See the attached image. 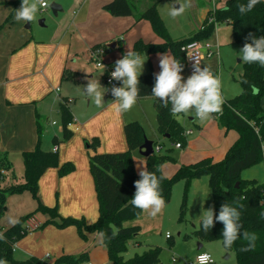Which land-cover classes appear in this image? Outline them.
Masks as SVG:
<instances>
[{"label": "crops", "instance_id": "1", "mask_svg": "<svg viewBox=\"0 0 264 264\" xmlns=\"http://www.w3.org/2000/svg\"><path fill=\"white\" fill-rule=\"evenodd\" d=\"M110 1L112 0L81 1L78 10L73 12L72 22L59 23L55 29L44 33V31L33 29L30 22H16L15 10L20 8L22 0H0V153L9 164V168L4 169L2 186L7 187L17 182L19 178L14 167H19L23 162L24 152L34 151L37 147L38 116L43 119V130L44 123L50 124L51 119H54L53 116H57V121L52 120L51 122L52 125L56 122L54 126L58 125V129L52 136V142L47 136H42L41 148L52 151L57 147L60 165L71 162L75 165V170L65 176H60L59 167L48 168L39 181V197L43 204L49 207L57 206L60 216L84 218L88 224L93 223L99 217V203L94 179L90 172V154L127 151L129 147L125 125L130 122H139L146 134L145 125L149 124L152 130L150 134L153 137L160 134L154 96L138 97L130 111L117 114L108 105L109 101L114 100L110 90L104 94L102 102L105 105L102 108L96 107L80 90V87L86 86L88 80L93 78H98L102 87L109 89L105 82L106 70L92 71L88 60L95 45L104 43V41L118 40L116 35L126 26H129L126 33L130 34L131 29H135L136 33L132 34L128 46H121L124 54L128 50L133 51L135 43L140 40L147 44L164 42L154 32L149 21H136L133 16L134 22L128 24L127 21L130 19L120 18L127 16L114 17L108 13L104 7ZM153 1L155 0H136L139 5L142 4V10ZM164 1L166 0H157V6L159 7ZM171 1L177 2V0ZM196 1V6H199V1ZM210 1L212 6L205 18H200L197 28L191 27L180 31L175 36L166 25L172 39L186 38L202 27L213 8L214 0ZM226 1L215 0L218 9L223 8ZM148 22L152 31H149L147 27ZM225 31L227 37V30ZM230 38L231 36H228V39ZM223 40L222 29H217L211 41L221 45ZM112 44L117 47L119 42H112L110 47ZM164 53L173 56L170 51L143 55L148 56V59L144 64L142 75L158 73L160 71L158 54ZM113 62L112 60L111 64L114 67ZM204 66L210 67L213 74L219 77L223 66L222 58L219 54H215L204 60ZM181 75L185 80L191 75L187 66ZM119 85L122 86V83L119 82ZM81 97L85 101L88 99L87 106H79ZM64 100L68 102L74 122L69 126L73 133L72 136L62 142L63 128L60 124L59 104ZM262 106L264 108V99ZM190 120L192 124L187 123L185 117L178 119L181 125L192 133L188 135L186 148L174 156L176 162H167L163 165V173L167 177L173 176L181 165L195 163L207 157L215 162L222 160L239 137L236 131H227L222 128L214 118L204 123L195 122L194 118ZM55 137L60 140L59 144H54ZM96 137L100 140V144L93 149L90 143ZM163 138L167 137L163 136ZM150 139L153 138L150 137ZM163 143L164 141L159 142L162 151L165 147ZM137 152L139 153V150ZM137 152L134 151V166L138 173L144 166L147 169V161L146 157L141 156L140 153L136 154ZM23 178L21 180L24 182ZM37 207L38 202L30 192L8 196L6 211L0 222L2 231L9 228V225L5 223L9 214L19 220L34 212ZM45 215L35 214L34 216L41 223L40 228L28 233L15 243L14 257L16 259L26 260L35 256L50 262L54 261L53 256L57 259L65 254L79 255L85 252L88 253V262L91 264H95L96 260L107 262L106 247L105 251L102 247L92 246V242L97 240V234H89L88 240H84L74 225L61 229L52 224L42 227L49 219V216ZM209 243L213 244V242ZM201 244V250L194 252L191 261H187V264H190L201 251L211 254L212 251L220 250L222 253L227 251L219 248L222 245L212 246L210 244L208 248H204L208 243ZM173 260L176 262L175 257Z\"/></svg>", "mask_w": 264, "mask_h": 264}, {"label": "trees", "instance_id": "2", "mask_svg": "<svg viewBox=\"0 0 264 264\" xmlns=\"http://www.w3.org/2000/svg\"><path fill=\"white\" fill-rule=\"evenodd\" d=\"M248 0H227L223 8L210 10L202 27L190 36L174 40L158 10L157 0L147 8L141 9L136 0H112L105 5V10L112 16H134L136 21L147 20L154 32L164 40L161 44H147L142 40L137 41L133 51L141 55H150L159 52L170 51L174 58L180 61L186 69V54L183 46L194 40H205L212 37L216 26L227 23L232 28L234 42L242 47L244 43H250L246 39L249 33L256 37L264 36V0H260L254 9L246 15L238 11V4H246ZM214 17L213 22L209 19ZM240 83L242 91L235 98L225 100L222 113L213 114L218 124L227 131H236L239 135L237 141L229 148L224 158L215 162L207 157L195 163L181 165L177 172L167 177L163 173V165L167 162H176L171 153V148L166 153L155 151L159 142H154V154L146 157L147 170L154 172L158 177L164 178L160 183L161 195L166 202L170 201L172 190L176 182L183 179L188 183L191 179L202 175L209 177V186L212 192L215 215L219 214L222 204L232 206L243 205L238 210L241 213V232L256 233L258 239L255 249L241 251L247 242L238 239L227 251L234 252L237 258L236 264H264V183L256 180L242 178V172L264 159V66L259 63H244ZM140 94L138 97L153 96L152 88L155 83L154 73L140 76ZM155 109L157 114L158 131L170 142L186 147L187 136L185 128L177 118L171 114V104L167 107L155 97ZM60 124L63 127L61 141H66L72 136L69 124L74 118L67 100L60 102ZM43 119L38 116V145L34 151L23 153L24 182L2 186L4 169L9 164L0 153V222L6 211L8 196L30 192L38 202L37 209L21 218L19 222L0 233L4 239H0V261L9 264H86L88 253L79 255L65 254L55 260L54 263L38 257H30L26 260H18L14 257L15 243L28 235L26 229L27 220L35 214H46L49 219L42 227L55 222L60 228L76 226L82 239L88 240L89 234L104 233L103 245L107 249L110 264H160L161 247H150L141 254H135L126 259L124 254L128 251L129 242L140 234L139 226H126L124 223L142 214L135 208L130 200L135 193L134 181L140 179L134 166L133 152L139 150L145 141V129L139 122H130L125 125V135L128 142V150L119 153L94 152L90 154V172L94 179L97 199L99 203V217L91 224L84 218L62 217L58 213V207H49L43 204L39 197V181L48 168L59 167V175L65 176L75 170V165L66 162L59 163L57 151H46L41 148L43 136ZM54 144H59L58 138L53 139ZM100 140L96 137L90 143L91 148L99 146ZM238 202V204H237ZM186 211V196L183 200L181 217ZM223 224L215 222L214 227L205 232L202 227L195 231V236L201 243L221 241ZM115 234V235H114Z\"/></svg>", "mask_w": 264, "mask_h": 264}, {"label": "rangeland", "instance_id": "3", "mask_svg": "<svg viewBox=\"0 0 264 264\" xmlns=\"http://www.w3.org/2000/svg\"><path fill=\"white\" fill-rule=\"evenodd\" d=\"M84 0H49V4L56 3L62 7V11L58 13V15H54L52 9L48 7L47 9H41L37 13V20L34 22H30L33 25V29L44 31L47 33L48 31H52L59 23L67 24L72 22L75 10H78L80 2ZM199 6H196V0H190L191 7L187 8L186 11L176 18H172L167 14L168 8L165 5H170L173 3L171 0H166L159 5V13L161 17L164 19L166 25L169 26L170 30L176 36L180 33V31L188 30L189 28H197L200 18H205L207 15V11L211 8L212 3L210 0H198ZM183 2V0H181ZM175 3V2H174ZM142 7V4L139 5ZM117 17V16H114ZM128 17V16H127ZM120 17L121 19H130L127 23L132 24L134 22V17L131 18ZM44 19V25L40 24V20ZM167 26V27H168ZM148 29L151 30V26L148 22ZM129 26H126L123 30L119 31L116 35L118 36V40L108 41L101 43L99 45H95L94 48H102L105 51L103 59L106 64H111L112 60L115 61L123 57L124 52H122V47H126L130 44V38L132 34L136 33L135 29H131L130 34L126 33ZM32 29V27H31ZM217 29H222L223 33V42L219 48H217V52L222 58L223 66L221 73L219 74V78L221 80V93L224 100H230L239 95L242 91V86L240 83L241 74L243 73V64L242 59L238 56L242 46L234 42L232 28L228 26L227 23H222L217 25L215 31ZM108 30V29H105ZM227 30V37L225 35ZM214 31V33H215ZM230 31V34H228ZM153 34V32H152ZM154 35V34H153ZM228 36H231V40L228 39ZM211 39V38H210ZM112 42H119L117 47H110ZM121 48V49H120ZM93 49V48H92ZM89 58V56H88ZM88 64L91 66V70L96 72H102L104 67H97L94 62L92 56L88 60ZM112 65V64H111ZM105 66V65H104ZM106 67V66H105ZM108 87V86H107ZM88 105V99L85 101L83 97H81V101L79 102V106L85 107ZM185 117L187 123L192 124L190 118H194L193 116H180V119ZM54 119H51L50 124L44 123L43 137L47 136V138L52 142V136L56 129H58V125L54 126L51 124L52 120L57 121V116H53ZM214 118V117H213ZM215 119V118H214ZM195 122H198L196 119ZM147 134L145 133V138L151 140L153 142H163L165 147L163 149V153H166L168 150H171L173 156H177L178 152L185 149L186 147L176 148L175 144L170 142L168 138H163L162 135L153 137L150 125H145ZM185 131H187L185 129ZM152 137L153 139H150ZM188 140V136H187ZM136 150L135 152H137ZM140 153V151H139ZM137 152L136 154L139 155ZM141 155V153H140ZM134 156V152H133ZM142 156V155H141ZM15 173H17L18 178L17 183L23 182L21 180L24 175V165L21 162L20 166L14 167ZM242 178L247 180H256L259 183H264V159L258 164L245 169L242 172ZM24 180V178H23ZM12 185V184H11ZM186 196V211L183 219L181 217V209L183 200ZM165 208L163 209L161 214H158L156 217H150L146 213L142 212V214L134 219L126 221L124 224L126 226H139L140 234L136 239L129 242L128 251L124 254L126 259L133 257L135 254H141L145 250L149 249V247H161V264H187V261H191L194 252L198 250L199 244L201 243L195 236V231L197 229V216L201 214V205L203 204L204 209L213 208L215 212V208L213 205L212 192L209 186V177L207 175H202L199 177H195L191 179L188 183L183 179L176 182L173 187L172 195L170 201H165ZM42 214V213H40ZM10 215V216H9ZM5 223L7 225L12 226L9 222V217H12V214H9ZM46 216V215H45ZM46 219V218H45ZM44 219V220H45ZM54 225L57 228H60L58 224L55 222H50L48 225ZM45 227V226H44ZM42 229V228H41ZM61 229V228H60ZM169 235V237H168ZM101 238L99 234H97V240L92 242L93 247H102L105 250V246L103 242L101 243ZM222 245L220 241H216L215 243L205 244L204 248H208L209 245ZM224 249L223 247H219ZM106 251V250H105ZM214 255L215 264H236L237 258L234 252L230 251H212ZM227 255L228 258L226 257ZM173 257L176 258V262H174ZM54 261H50L54 263L56 258L53 256ZM108 258V257H106ZM100 259V256H99ZM187 262V263H186ZM5 264H9L5 262ZM95 264H110L109 258L107 262L96 260Z\"/></svg>", "mask_w": 264, "mask_h": 264}, {"label": "clouds", "instance_id": "4", "mask_svg": "<svg viewBox=\"0 0 264 264\" xmlns=\"http://www.w3.org/2000/svg\"><path fill=\"white\" fill-rule=\"evenodd\" d=\"M258 3L260 0H248L246 4H238L237 8L243 16L251 12ZM175 4H179V7H175ZM48 7H50L49 0H22L20 8L15 10V20L16 22L32 23L37 20L38 11ZM165 7L168 8L167 14L176 18L191 7V3L190 0H183V2L177 0L170 7L168 4ZM246 39L251 42L244 43L238 56L244 63H259L264 66V36L256 37L249 33ZM190 58L195 60L193 72L185 80L181 75L184 66L180 61L168 53L158 54L160 71L154 74L155 83L152 95L158 98L165 107L171 104V114L174 118L179 119L181 114L191 115L199 122L204 123L212 119L213 114L222 113L225 101L221 93V80L213 74L210 67H201L200 57L192 56ZM147 59L148 56L145 57L138 52L128 50L122 58L115 61L114 71L110 75L112 80L122 83V86L114 85L110 89L114 100L109 101L108 105L115 113H126L136 104L140 94L139 78L143 73ZM102 66L105 68L104 65ZM80 90L96 107H104L105 104L102 101L105 92L109 89L102 87L98 78L89 79L86 86L80 87ZM138 175L140 179L134 181L135 193L130 203L154 218L161 214L166 206L160 191V183L164 177H158L156 173L149 172L145 166L138 171ZM242 207L243 205L232 206L225 203L221 205L219 214L215 215L213 208L204 209L202 204L201 214L197 216V230L202 227L207 232L214 227L215 222H220L223 224L220 242L225 250L231 249L232 245L241 238L247 242L241 251L254 250L258 239L256 233L241 232V213L238 209ZM261 216L264 217V212L261 213ZM9 222L14 225L19 221L10 217ZM99 236L103 238L104 233L100 232ZM0 239H4L2 233H0ZM199 259L203 262L210 258L207 255H202ZM0 264H5V262L0 261Z\"/></svg>", "mask_w": 264, "mask_h": 264}, {"label": "built area", "instance_id": "5", "mask_svg": "<svg viewBox=\"0 0 264 264\" xmlns=\"http://www.w3.org/2000/svg\"><path fill=\"white\" fill-rule=\"evenodd\" d=\"M217 9H218V5L214 0L212 10L215 11ZM213 21H214V17L209 19V22H213ZM215 26L217 27V25H215ZM217 48H219V45L214 44L211 41V39L194 40V41L186 44L185 46H183L182 50L186 54L187 68H188L189 72L192 74L193 65L195 63L194 58H190V57H192V56L200 57V65L203 68V62L205 59L211 58L215 54H218ZM104 54H105V51L102 48H93L91 50V56H92L94 62L96 63V66L97 67H103L102 65L106 66L105 67V70H106L105 82H106V84L110 90L112 86L115 85V86L119 87L120 85H119V82L112 80L110 73L112 71H114V67L111 64L105 63V61L103 59ZM53 124L55 125L56 122H53ZM70 125L71 124H69V126ZM61 128H63L62 125H61ZM191 133H192V131L189 130V131L185 132V135L188 136ZM175 146L180 148L181 144L177 143ZM160 150H161L160 146H157L155 148V151H160ZM53 151H57V147H55L53 149ZM263 152H264V146H263ZM3 173H4V171H2V174ZM40 226H41V223L39 222V220L35 216L30 217L26 222V229L29 233L39 229ZM168 237H169V235H168ZM202 255H207L210 259L202 262L199 259V257ZM86 264H91V263L87 262ZM190 264H215V259L211 253L206 252V251H201L196 255L195 259Z\"/></svg>", "mask_w": 264, "mask_h": 264}, {"label": "water", "instance_id": "6", "mask_svg": "<svg viewBox=\"0 0 264 264\" xmlns=\"http://www.w3.org/2000/svg\"><path fill=\"white\" fill-rule=\"evenodd\" d=\"M175 7H179V4H175ZM50 8L52 9L54 15H58V13L60 11H62V7L56 3H51L50 4ZM40 24L43 26L44 25V19L40 20ZM115 44H112V47H114ZM168 137V136H166ZM139 151L141 153L142 156L144 157H149L151 155L154 154V142L151 140H148L147 138H145V141L143 143V145L139 148ZM202 248V244H199L198 249L201 250ZM229 255H227L226 257H228Z\"/></svg>", "mask_w": 264, "mask_h": 264}]
</instances>
